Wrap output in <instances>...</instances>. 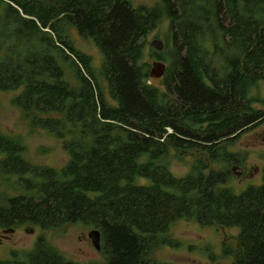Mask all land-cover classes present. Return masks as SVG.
I'll use <instances>...</instances> for the list:
<instances>
[{
	"label": "trees",
	"instance_id": "16d2710c",
	"mask_svg": "<svg viewBox=\"0 0 264 264\" xmlns=\"http://www.w3.org/2000/svg\"><path fill=\"white\" fill-rule=\"evenodd\" d=\"M160 1L136 8L128 0H0V91H20L12 103L70 156L61 171L37 165L18 139L0 134V176L18 191L0 202V227L84 224L102 235V261L87 264H168L154 251L174 223L195 221L239 228L238 264H264V169L263 184L237 195L220 189L232 171L201 163L177 177L168 164L172 150L215 161L264 124L251 96L264 81V0ZM164 15L168 43L149 56L167 65L157 87L144 56ZM69 27L101 51L111 102ZM226 160L242 164L235 154ZM0 264L82 263L40 237L32 251Z\"/></svg>",
	"mask_w": 264,
	"mask_h": 264
},
{
	"label": "rangeland",
	"instance_id": "374dc122",
	"mask_svg": "<svg viewBox=\"0 0 264 264\" xmlns=\"http://www.w3.org/2000/svg\"><path fill=\"white\" fill-rule=\"evenodd\" d=\"M133 7L142 5L153 8L160 0H128ZM69 36L74 47L93 60V66L98 72L109 102L107 83L100 74L103 55L92 39L79 34L77 29L69 27ZM170 35V19L164 15L158 28L148 35L144 61L151 66L154 63L149 58L151 43L155 39L162 40L167 45ZM69 80H72L68 73ZM163 79L150 78L149 83L161 86ZM20 91H0V134L15 137L21 142L24 158L34 164L48 166L61 171L69 162L70 156L65 149L64 141L57 139L47 130L36 128L28 116L17 108L13 99ZM256 99V108L264 109V81L256 83L251 91ZM69 140V139H68ZM240 156L241 165H230L226 154ZM219 156L211 161L206 152L196 150H172L168 158L170 171L177 177H186L196 171L197 166L204 163L210 170L232 171L230 180L221 188H227L239 195L251 186L263 184L264 169V124L250 131L235 143L222 147ZM1 158V157H0ZM207 171V172H208ZM141 184L148 180L140 179ZM10 182L0 176V202L17 195ZM95 228L84 224L67 225L57 230H43L40 227L23 226L15 229L12 234H5L0 227V260H10L13 253L21 255L32 251L40 237L70 261L87 264L102 261L103 255L89 238V233ZM239 228L204 227L195 221L180 220L174 223L168 233V242L153 253V258L168 264H238L241 248L238 241ZM5 237H4V236Z\"/></svg>",
	"mask_w": 264,
	"mask_h": 264
},
{
	"label": "water",
	"instance_id": "95a60500",
	"mask_svg": "<svg viewBox=\"0 0 264 264\" xmlns=\"http://www.w3.org/2000/svg\"><path fill=\"white\" fill-rule=\"evenodd\" d=\"M151 47L155 49L156 51H163L165 48V44L162 40L155 39L151 43ZM167 65L165 62L162 61H154L152 64V70H151V78L154 79H162L166 73ZM152 84V83H150ZM15 229H6L4 231L5 234H12L14 233ZM101 231L98 229H94L89 233V238L92 241V244L94 247L98 250H102V243H101Z\"/></svg>",
	"mask_w": 264,
	"mask_h": 264
},
{
	"label": "flooded vegetation",
	"instance_id": "af4514ba",
	"mask_svg": "<svg viewBox=\"0 0 264 264\" xmlns=\"http://www.w3.org/2000/svg\"><path fill=\"white\" fill-rule=\"evenodd\" d=\"M4 236V235H3ZM5 237V236H4Z\"/></svg>",
	"mask_w": 264,
	"mask_h": 264
}]
</instances>
